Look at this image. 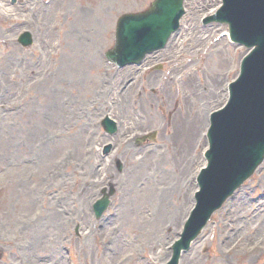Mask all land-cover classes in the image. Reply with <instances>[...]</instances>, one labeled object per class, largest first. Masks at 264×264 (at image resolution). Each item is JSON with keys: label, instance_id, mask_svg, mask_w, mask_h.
Segmentation results:
<instances>
[{"label": "rangeland", "instance_id": "rangeland-1", "mask_svg": "<svg viewBox=\"0 0 264 264\" xmlns=\"http://www.w3.org/2000/svg\"><path fill=\"white\" fill-rule=\"evenodd\" d=\"M150 1L62 0L61 2L65 3L61 5V16H54V12L60 10V3L51 8L52 15L47 16L46 19L45 16H29L28 6H25L23 9V12L26 10L25 14L22 12L21 14H17V16H0V83L5 91L2 95L3 99H0V104L5 105L8 102H13L14 104L22 105L19 110L10 114L6 119L0 117V249L3 252V258H5L2 264L13 260L14 254L17 252L16 245L23 244L24 242H28V244L23 245L21 254H25V257L31 259L33 264H37L34 260L36 254L42 253L41 255L48 254L50 256L53 252L59 253L62 256L64 264L68 260H72L73 264H145L142 260L139 261L137 259L134 254L135 250L126 249L122 251L121 247L114 252L110 251L104 257H99L92 237H85V235H90L91 230L87 219L85 220L86 228H79V236L82 237L83 235V237L81 241H76L77 238L72 232L77 222V217H80L82 221L81 214H76V210L79 211L80 207H88L86 201L91 199L96 189L93 188L92 193L90 188L89 194H85L87 196L80 198L76 194V180L81 178L80 175L83 176V184L88 182L87 189H89L92 180L97 179V176L89 175V170L92 164L93 152L102 141L96 145L94 144L93 152L90 155H86L85 148H87V143L85 142L86 134L84 133L88 125H78L72 119L67 121L61 118V109L59 112L57 108H54V105H57L61 98L64 97L62 91L64 87H62L61 80L70 78V82L72 80L75 82L74 86L65 88L64 93L67 97L70 95L67 89L71 90L72 96L79 90V85L76 82L80 78L81 73L86 75L87 81L99 76L100 72L98 74L97 71L90 72L88 70V62L94 59L96 48L102 46L104 49L112 45L114 24L118 14L126 11L141 10ZM217 3V0H187L185 14L187 16H183L185 28L182 35L177 37L176 41L172 44L177 51H184V56L182 57L186 58L191 48H206L205 43L216 32L219 34V32L224 30V27L201 29L197 24V18ZM79 6H82L84 10L87 9V12L91 13L88 16L90 19L81 21L79 16H74V14H78ZM64 12L66 16H62ZM25 17L28 19L36 17V21L32 26L38 32L37 36L31 29V22L28 25V22L23 20ZM15 20L16 29L13 27ZM25 28H28L34 37V44L27 48L21 47L14 40L15 33ZM83 29L89 33L91 39L89 42L83 43L80 41L78 43L77 37L79 35H72L69 32L79 31L84 33ZM201 30H212L213 33ZM198 34L202 36L203 34H207L209 38H203L201 43L193 44L194 38ZM227 45V42L221 38V43L217 44L214 52L206 54L205 59L200 60L198 56L180 73V76L201 75L199 78H204L202 91L208 88L209 83H214L212 89L216 91L215 97L208 103L200 102V106L198 107L194 105V108L197 109V114H202L207 106L211 109L219 105L222 96L220 90L224 82L223 75L225 73L231 75L237 69V57L245 53L243 48L234 46H231V48ZM35 57L37 59L41 58L40 65L32 68L29 62L30 59L35 60ZM71 57L75 58L78 64L73 63L69 66L72 73L63 76V72L67 71V69H64L67 59ZM88 58L90 61H88ZM95 60H98L96 56ZM71 61L73 62L72 59ZM10 67L18 75L17 79H6V72H9L8 75L10 76ZM26 68H30L32 71L38 69V73L24 76ZM35 79H39L38 83L32 89H28L26 85ZM219 79L221 81L217 82ZM46 80H48L47 83L43 84L42 82ZM95 81L94 79V84H91V86H85L90 94L96 87ZM167 89L169 90V96L175 95L173 84L169 85ZM218 95L220 96L219 100L217 98ZM131 97L134 99L133 92H130L128 98H126L128 105H131ZM145 100L146 98L141 99L142 102ZM77 105L76 103L75 108ZM141 106H143V110L136 114L143 118L141 113L143 111L146 112L144 110L145 104ZM201 108H203V111ZM71 110L73 115L75 109L71 108ZM53 114H58L59 117L55 119ZM163 114L166 115L165 112L156 110L157 118L154 121L145 116V121L150 122V124L143 128V130H139L156 129L158 133L157 139L161 143L167 142L170 148L177 149L179 142L172 133L171 127L167 126V122L165 121L166 116L164 117ZM49 120L54 121V123L49 122ZM176 121H178V118H175ZM42 122L48 124H43ZM201 122L204 123V114H202ZM71 128L78 130L77 139L74 138L76 136L74 131L73 133L70 132ZM199 131L198 129H193V132L197 136ZM64 132L68 133V135ZM100 134H102L101 131ZM99 149L101 150V147ZM34 150L38 152H32ZM95 152L96 154L98 153L97 150ZM158 154H160V151ZM88 159L90 160L87 161ZM153 161L154 159L150 158L145 162L151 163ZM156 166L173 167L175 169L173 178L169 174L162 175L158 179L159 183L160 181H167L164 183L167 184L171 180L180 178L179 165L175 163L171 152L162 153L157 157ZM154 168L153 164L140 166L137 175L125 184L122 190L123 195L120 197L121 200H126L123 208L126 209L128 205L132 204L134 208L143 204L148 205L155 200L158 194V187L154 189L146 185L143 188L137 189L134 182L140 175L152 173ZM193 168L189 170L192 171ZM113 172H115L114 182H116L118 177L117 170ZM259 185H264V163L247 182L245 188L248 187L247 190L251 196H256L262 193L260 190L262 187H259ZM129 188L130 191L133 190V193L128 195L130 200L124 194L129 192ZM51 189L57 190V198L54 200L48 198L47 203L50 202L56 206L61 202L58 205L62 209L61 227L59 226L58 230L54 229L52 231L56 236L51 233H43L41 235L39 232L42 226L53 229L51 228L49 218L43 221L40 219L42 215L40 208L43 207L41 199L45 194L48 195ZM73 190H75V193H73ZM151 193L154 195L153 200H150L152 197ZM118 194L116 193L113 199H119ZM243 197L244 193L241 192L239 197L216 214L215 223L211 224L208 228L209 234L206 236L207 239L201 246L197 247L198 254L202 257L201 264H215L224 256L233 260L235 264H262L264 261V228L262 226L259 233L257 227L254 228L250 225L259 218L264 220V214L257 213V216L254 217V215H249L250 212H248L247 219L241 222L245 224V228L238 234L240 236L243 234L241 242L237 241L234 237L229 239V236H231L230 230L232 231L235 226L240 224L238 216L243 215L248 210L247 202L240 203ZM27 201L30 203L29 206L25 204ZM233 206L236 207L235 211L238 210L235 213L237 220L235 224L229 223V217L234 214ZM64 207L68 208L66 215L64 214ZM125 214L121 210L117 224L121 225V229L125 232L135 233L139 236L141 233L145 235L144 241L138 242L144 245L141 252L149 253L147 243L157 244V239L154 240L153 236H160L161 244L156 247L158 250L156 253L154 252L155 255L153 257L159 256L163 260L168 251L167 243L175 236L178 225L173 227V233L167 235L166 242L162 246V238L166 235V230H164L163 226L159 225L154 229L151 222L146 221L145 217L141 219L139 215L134 214L130 216V219H124ZM36 233L38 237L41 236V243H37L31 239L32 234L35 235ZM46 235L51 239L49 243ZM138 243L136 248L139 246ZM234 243L238 244L236 250L231 255L227 254V250ZM62 244H65L63 248ZM43 245H46V247L50 246L49 250L48 248L43 249ZM38 247L39 249H37ZM254 248H261V250H253ZM117 251H121L122 253ZM95 254L96 256H94ZM117 254H121L120 259H113ZM155 263L160 264L158 259H156Z\"/></svg>", "mask_w": 264, "mask_h": 264}, {"label": "bare ground", "instance_id": "bare-ground-1", "mask_svg": "<svg viewBox=\"0 0 264 264\" xmlns=\"http://www.w3.org/2000/svg\"><path fill=\"white\" fill-rule=\"evenodd\" d=\"M84 17L85 16H79L80 20H83ZM99 63H100V61L95 60V59L88 62V64L90 66H92L91 68H89V70L90 71H97V73L99 74V66H98ZM64 69L66 70L67 67H64ZM100 70H101V67H100ZM31 71L32 70L30 68H26L24 76L29 75ZM37 72H38V69L34 73H37ZM8 73L6 72V79H8V78L14 79V78L18 77V75L11 70V67H10V76L8 75ZM99 77H100V74H99ZM85 78L86 77L82 74L81 78H80V86H79V92L78 93H80L81 86H84L83 81L85 80ZM94 79H93L92 83H94ZM47 81L48 80L43 81L42 83L45 84V83H47ZM95 82H97V80ZM214 91H215L214 89L213 90L209 89V90H207V93L212 94ZM81 93H82V96H79L80 101H82V99L87 95V93L85 91L81 92ZM191 93L193 96L197 95V90L195 87L191 88ZM180 100L182 102V105H181L179 110L173 112V115H174V117L179 116V118H180L178 128L176 129V132H177L176 137L179 140L185 139V143L181 144L178 149H175V148L171 149V148L167 147L169 149L168 151L172 152V154H176V152H177L176 156L173 158L175 159V163L179 165L180 178L178 179L177 182H170L167 185V187L164 189L162 197L158 198L160 201H162V199L164 200V198L167 197L168 201L167 202L162 201V207H158L155 210L156 216H155L154 222L152 223L153 225H155L156 223L158 224L159 220L162 218H167V219L169 218V220L171 221V225L174 226L176 224V220H178V217H180L184 212L186 213L188 206H189L188 196H189L190 191L188 188L189 185H188L187 178H186V172L196 161H198L197 144L194 147L190 146L191 144H193L194 135L192 133L189 134V132L192 130V128H194L197 124H199V117L192 115L191 109H190L191 99L187 93L182 92L180 94ZM80 104H81V111L84 114L89 108L94 106L93 102L90 100L88 103H82L81 102ZM54 106H55L54 108H56V105H54ZM58 109H61V117L64 114V111L68 110L67 108H64L62 106L59 107ZM54 113H55V111H54ZM148 113H149L150 117L156 118V111L153 107H151L149 109ZM53 115H54L55 119H57L59 117L58 114H53ZM72 120H74V122H76V124L80 125L83 122L82 114H80V112H78L77 117L73 116ZM128 120H132V119H128ZM49 122L54 123V121H50V120H49ZM42 123L48 124V123H44V122H42ZM77 131H78L77 129L74 130V134L76 135L74 138H76V139L78 136ZM124 154L126 155V157L132 156L127 151ZM138 160H139L138 156H135L129 160L131 165L128 164L127 168H126V175L128 177L137 175L136 164H139ZM99 163H100L99 160H97L96 158H94V159L92 158V164L90 165L89 175L99 176V175L103 174V172L99 171L98 169H92V168H95L94 166L96 164H99ZM143 165H148V164H147V162H143ZM188 174H189V172H188ZM80 177L81 178H79V181L76 183L75 187L77 189L78 194L83 195L87 191L83 189V187H85V184H83V176L80 175ZM88 191H90V189H88ZM174 196H175V198H174ZM169 197H171L172 199L169 200ZM47 200H46L47 207L45 205L40 219L43 221L44 219L49 218L50 222H51V228H53V229H50V228L48 229V228L42 226L41 229L39 230V232L41 235L43 233H51V234L55 235L54 232H52V231H54V229L58 230L59 226L61 227V214L58 211H55L56 206L50 202L47 203ZM25 204H26V206H29L30 203H29V201H27V202H25ZM50 211H52V213H50ZM127 215L133 216L131 213H128ZM166 221H168V220H166ZM261 224L264 226V220L259 218L258 220H256L255 222H253L250 225H252V227L255 228ZM172 226H171L170 230H172ZM260 231H259V233H260ZM242 235L241 236L236 235L233 237L235 239H237V241H241ZM32 239L37 243L41 242L37 233L35 235L32 234ZM164 242L165 241H163V244H164ZM148 248L150 250H153V251L157 250L156 247L150 242H149ZM182 259L183 260H181V264H201V262H202V257L199 256L197 248L195 250H193L190 255L183 256Z\"/></svg>", "mask_w": 264, "mask_h": 264}, {"label": "water", "instance_id": "water-1", "mask_svg": "<svg viewBox=\"0 0 264 264\" xmlns=\"http://www.w3.org/2000/svg\"><path fill=\"white\" fill-rule=\"evenodd\" d=\"M229 18L231 19L232 24L238 26L241 29H244L243 24L240 22L241 19H242V22H245V20H246L247 22H250L255 27L260 26V25H264V15L260 16L258 18H254L253 20L251 19V21L249 19H246V17H243V16H230ZM149 19H154V18H153V16H146V17L137 19L136 21H133V22H130L128 20L127 24H128L130 29H134L136 36H137L139 34V29L144 24H148ZM146 20H148V21H146ZM169 21H170V19H167L166 23H168ZM259 21H261V22L259 23ZM119 32H120V35L123 36L122 38H124V40L129 39L128 38L129 30H127V28L125 30L124 27H121ZM263 40H264V35H263ZM262 44L264 45V41L262 42ZM141 47H142V49H145V48H143V46H141ZM248 66H249L248 62H245L244 67H243L242 76H244L246 74V70H247ZM231 112H232V108L228 107L226 109V113H225V120H228L230 118ZM263 149H264V143L257 148V150L255 151V154H253V156L247 162L244 169L240 171L239 176L245 177L252 171L254 166L261 160V155H262ZM249 153L250 152L245 153L242 156V160H246L247 157L250 155ZM209 161H210V164H209L210 166L208 169L205 170L204 175L201 178V186L203 189L197 196L198 207H197L196 211L194 212V216L197 215V213L200 210H202L204 203H205V197H209L208 192H204L205 190H208L210 193H212L213 200L215 197H219V196L223 195V193H224V189H225V185H226V181H225L226 175H221V174H218L216 172V171H219L220 169H219V167L214 166V159H213L212 153L209 154ZM205 178H213L214 179V180H210V182H212L214 184L213 187H209L207 184H205L206 183L205 180L208 181ZM214 206H215V203H213V201H212V203L207 208L205 217L208 216V214H210V212L214 208Z\"/></svg>", "mask_w": 264, "mask_h": 264}]
</instances>
